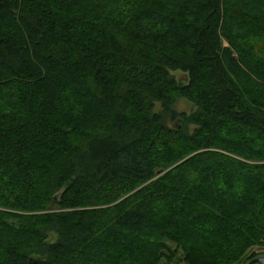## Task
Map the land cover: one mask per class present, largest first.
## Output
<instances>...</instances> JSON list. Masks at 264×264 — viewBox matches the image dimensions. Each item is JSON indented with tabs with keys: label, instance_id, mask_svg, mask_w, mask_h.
Here are the masks:
<instances>
[{
	"label": "trees",
	"instance_id": "obj_1",
	"mask_svg": "<svg viewBox=\"0 0 264 264\" xmlns=\"http://www.w3.org/2000/svg\"><path fill=\"white\" fill-rule=\"evenodd\" d=\"M262 254L264 0H0V264Z\"/></svg>",
	"mask_w": 264,
	"mask_h": 264
},
{
	"label": "rangeland",
	"instance_id": "obj_2",
	"mask_svg": "<svg viewBox=\"0 0 264 264\" xmlns=\"http://www.w3.org/2000/svg\"><path fill=\"white\" fill-rule=\"evenodd\" d=\"M172 75L179 81V80H184L186 78V76L182 73V72H174L172 73ZM161 109V106L160 104L157 105V111H159ZM176 111L179 113V114H186V115H191L195 108L193 107L192 104H190L188 101L186 100H179L178 104L176 105L175 107ZM168 124L170 127H173L175 128L177 125H181V121L179 119H177L176 121L174 122H170L168 121ZM193 129V128H192ZM51 240L53 242H55L57 240L56 237H52ZM260 251V250H259ZM258 250H254V252H257V253H263L262 251L259 252ZM264 257V254H262V258ZM261 258V259H262ZM260 264V263H259Z\"/></svg>",
	"mask_w": 264,
	"mask_h": 264
},
{
	"label": "water",
	"instance_id": "obj_3",
	"mask_svg": "<svg viewBox=\"0 0 264 264\" xmlns=\"http://www.w3.org/2000/svg\"><path fill=\"white\" fill-rule=\"evenodd\" d=\"M238 58L236 57V60H237ZM260 264H264V257L260 260Z\"/></svg>",
	"mask_w": 264,
	"mask_h": 264
}]
</instances>
